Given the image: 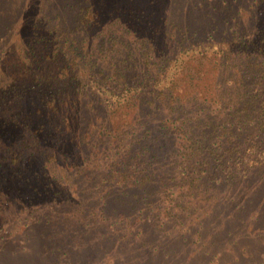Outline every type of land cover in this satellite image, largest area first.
Here are the masks:
<instances>
[{"label": "trees", "instance_id": "obj_1", "mask_svg": "<svg viewBox=\"0 0 264 264\" xmlns=\"http://www.w3.org/2000/svg\"><path fill=\"white\" fill-rule=\"evenodd\" d=\"M192 1L191 19L162 15L172 42L157 45L156 32L145 36L135 45L142 62L131 42L120 43L126 58L112 54L116 72L98 80L94 70L103 69L96 54L83 64L81 46L59 31L67 24L66 6L68 22L75 15L71 31L83 25L88 32L101 17L96 0H68L63 7L31 0L20 26L25 42L16 37L19 31L14 34L20 24L14 16L26 0L19 8L17 0H0V264H203L213 256L208 247L190 255L187 245L204 243L207 225L205 218L187 222L200 210L196 201H183L264 181V0L245 1V22L237 21L244 0H222L220 9L201 0L217 7L201 24L192 14L200 5L193 8ZM171 2L162 5L169 10ZM233 3L236 22L223 30L230 39L207 44L216 25L199 27ZM198 34L203 38L194 41ZM174 42L179 50L172 53ZM99 110L100 116L86 120ZM73 185L81 197L72 195ZM185 185L174 201L173 189ZM248 200L235 204L229 213L235 221L225 219L215 234L219 245H233L230 254L214 252L219 264L264 262L263 216L253 217L251 228L258 230L252 236L231 226L245 224ZM216 212L209 217L217 218ZM176 226L178 235H172ZM177 254L184 257L180 263Z\"/></svg>", "mask_w": 264, "mask_h": 264}, {"label": "rangeland", "instance_id": "obj_2", "mask_svg": "<svg viewBox=\"0 0 264 264\" xmlns=\"http://www.w3.org/2000/svg\"><path fill=\"white\" fill-rule=\"evenodd\" d=\"M52 3L56 2L58 6L63 7V5H66L68 0H51ZM165 0H96L97 7L100 10V15L101 17L97 20L95 26L89 27L88 32L85 29V27L82 25L84 24L83 20H79V23L82 25L79 26L81 29L78 28L77 33H73L71 30L75 27V15L73 12L69 14V22L67 18V11L69 10L66 6H64V13L62 14L63 19L66 21L67 24L61 25L62 29L59 31H62L64 33L70 34L71 41L79 44L81 46L80 53L82 54V63L86 60L94 58V54H96V59L99 62V65L102 66V73H99L97 70H94V73H97V78L98 80L100 77L104 74V72H109L112 75L116 72V67L117 65H113L112 62H114V59L112 62L109 61L110 58H112V54L114 57L119 59L120 57H125L127 56V50L124 49L126 45H123L121 48L119 46L120 43H125V42H131L132 45H130V48L134 51V56L137 61L141 62L143 61L144 55L141 56L139 49L135 47V45H141L143 39L145 36H149L150 34H154L156 32V44H161L163 45H168L169 42H172V39L170 36L165 37V34L171 29L169 25H165L162 21V15L164 17H168V19H175L178 20V18L183 19L186 13L187 16V7H189L191 0H172L170 3V8L169 10L165 7H163L162 4H164ZM214 2H217L218 9L222 8L223 6L230 4L231 0H225L224 4H222V0H212ZM242 2L243 0H238L237 3ZM247 0H244L243 3H239L244 7L242 8L241 12L239 13V20L238 22L242 21L245 22L247 19V12H245V7L247 6V3L245 2ZM18 2V8L20 7L19 4L23 2V0H17ZM20 2V3H19ZM27 5L23 9L22 12H18L15 14L14 19L19 21L20 24L14 27V34L19 31L20 33H16V37L20 39V41L25 42V39H22L23 35V28L20 26L25 23V20L27 21V15L25 14L24 11L26 7L30 4L31 0H26ZM195 4L200 8H195L192 14H194L197 18L196 21L198 24H201L200 20L206 17V14L208 13V10L211 11L212 9H217V7H213L209 4H203L201 5V0H193L192 1V7H195ZM232 9H230L229 12L223 11V12H217V13H212L211 16L207 17V20L203 22L202 27L205 24H208V28H214L215 31L208 36L207 39V44H218L220 41H225L230 39V36L227 35L230 31L223 32V30L228 29L231 27L235 22L236 19H233L234 13L237 11L236 10V3H233ZM121 6V7H118ZM208 7V8H206ZM117 9L120 10L121 15L119 16L117 12ZM206 10V13L203 14L202 17H200V14L203 13V11ZM76 11V9H74ZM161 11H164L161 13ZM239 12V11H237ZM242 12H245L242 14ZM208 15V14H207ZM188 19H191L190 16H187ZM210 21V23H209ZM207 22V23H205ZM12 23V22H11ZM205 23V24H204ZM103 29V34H100V36H97V33ZM193 29V28H191ZM108 30H113L112 34L109 35ZM222 34V35H221ZM167 35V34H166ZM147 36V37H148ZM203 38V36H196V40L194 41H199ZM177 41V40H176ZM193 41V42H194ZM62 46L64 47L65 41L61 39ZM116 44V45H115ZM225 45V44H223ZM185 46V44H183ZM198 47V46H197ZM197 47H192L191 49H194L197 51L199 48ZM107 48L108 52L103 53L102 51ZM112 48V53L110 52V49ZM170 52H174L179 50V46L176 44V42L171 43L169 46ZM107 56V57H106ZM65 66V65H64ZM211 66V64H210ZM89 68V65H86L85 70L80 67L79 74L80 76H85L87 73V69ZM208 68V67H207ZM69 72L72 69V65L68 66ZM13 70V69H10ZM85 71V72H84ZM98 80L96 82H98ZM84 89L85 90H90L91 84L86 85L87 82L90 83V80L88 78L84 79ZM94 82V81H93ZM90 105V103H89ZM99 113H102L101 110L97 111V113L93 114L90 112L86 120H89V117L91 115H94V118L96 116H100ZM157 122L160 121V117L156 118ZM155 122H153L154 124ZM81 124L84 126L88 127V123H84L81 121ZM157 124V123H156ZM84 129V128H83ZM256 179L254 181L250 180V182L245 183L244 185H240L238 188L234 186H223L219 191H213L210 190L207 194L200 195L196 194L194 197H188L185 198L183 201H196L195 206L197 210H200L199 212H196L193 214V216L187 217L186 221L190 222L192 221L193 224L195 223V219L198 217L200 220L204 221L205 220V231L203 232V239L204 243H200V241L197 242H192L191 245H187L190 247V255H193V252H202L204 249L208 247V249H211V253L213 254L212 257H209L206 255V262L204 261L203 264H219V256H214V252L218 253V251H226L229 252L232 250L233 245L231 244L230 241H227L224 244H218V239L215 234L222 229V224L224 223L225 219L232 218L235 219V216L229 214L233 207H235V204H242L246 201H249L248 199L253 200V203H251V209L249 210L248 214L244 216L246 219L245 224L240 227L236 223H231V226L233 228L238 229V233L240 234H246L245 236L251 235V232H255L258 230V228L253 229V217L256 216L257 213L260 214V216L264 218V181L256 182ZM186 186H183L180 188V186H177L173 189V198L174 201H179L177 198L179 197V194L181 193L182 190H186ZM237 188V191L235 190ZM57 189V187H53V191ZM72 191V195L75 197H81V194L78 193L77 189L74 188V185L70 189ZM67 194H64L60 196V199H66ZM73 196V197H74ZM225 198V200H223ZM58 200L55 198V201ZM219 200V201H217ZM48 201V200H47ZM57 203H59L57 201ZM217 211L215 214L219 213L217 218L209 217L208 213L210 214V211L213 210ZM177 210V209H176ZM225 213V214H224ZM233 216V217H232ZM227 217V218H226ZM205 218V219H204ZM204 219V220H203ZM235 221V220H233ZM222 223V224H221ZM234 224V225H233ZM170 226V224H169ZM240 227V228H239ZM246 227V228H245ZM256 227V226H254ZM189 228H193V226H189ZM179 228L176 226L174 230L172 229V235H178ZM193 231H190L188 233H185L186 235L192 234ZM256 233V232H255ZM253 235V234H252ZM251 235V236H252ZM214 244L211 247L208 245L211 240H215ZM236 246H234L235 248ZM223 248V249H222ZM188 248H184L183 250L181 249L182 252L185 253L187 252ZM192 251V252H191ZM177 259L182 262L183 259L181 258L180 255L177 254ZM229 256V255H228ZM228 258V257H227ZM226 258V259H227ZM192 258H188V260H191ZM244 259V258H243ZM91 260V258L89 259ZM97 261H100L97 259ZM212 261V263H208ZM52 263H56L55 261ZM90 264V262H88ZM175 263H178L177 260H175ZM188 264H199L198 260H194L192 263L190 261H186ZM243 263V261H242ZM156 264H167L165 259L162 260H156ZM240 264V263H239ZM244 264H259L257 262V259L253 258V260L248 259L247 262ZM264 264V262L260 263Z\"/></svg>", "mask_w": 264, "mask_h": 264}]
</instances>
